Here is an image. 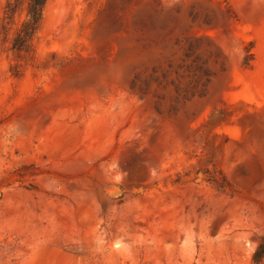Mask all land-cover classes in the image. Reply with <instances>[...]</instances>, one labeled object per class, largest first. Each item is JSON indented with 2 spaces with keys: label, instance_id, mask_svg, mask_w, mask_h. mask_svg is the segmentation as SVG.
Here are the masks:
<instances>
[{
  "label": "rangeland",
  "instance_id": "374dc122",
  "mask_svg": "<svg viewBox=\"0 0 264 264\" xmlns=\"http://www.w3.org/2000/svg\"><path fill=\"white\" fill-rule=\"evenodd\" d=\"M25 9L0 27V264H252L264 0H47L18 57Z\"/></svg>",
  "mask_w": 264,
  "mask_h": 264
},
{
  "label": "trees",
  "instance_id": "16d2710c",
  "mask_svg": "<svg viewBox=\"0 0 264 264\" xmlns=\"http://www.w3.org/2000/svg\"><path fill=\"white\" fill-rule=\"evenodd\" d=\"M47 0H7L2 13L0 27L3 30V22H13L14 15L19 3L26 5L25 18L16 29L11 42V49L18 57H30L33 53V42L39 31L42 21L43 9ZM251 55L245 58V65H248ZM14 71L13 76H17ZM252 264H264V233L258 238L256 248L251 256Z\"/></svg>",
  "mask_w": 264,
  "mask_h": 264
},
{
  "label": "bare ground",
  "instance_id": "6f19581e",
  "mask_svg": "<svg viewBox=\"0 0 264 264\" xmlns=\"http://www.w3.org/2000/svg\"><path fill=\"white\" fill-rule=\"evenodd\" d=\"M40 250H42V249H40ZM41 252H42V251H41ZM41 252H40V254H41ZM40 254H39V255H40ZM39 255H38V256H39Z\"/></svg>",
  "mask_w": 264,
  "mask_h": 264
}]
</instances>
